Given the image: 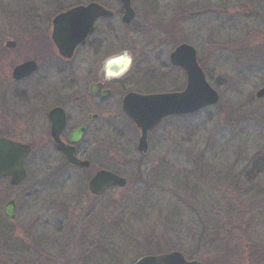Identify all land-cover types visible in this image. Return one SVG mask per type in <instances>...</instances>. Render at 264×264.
<instances>
[{
  "label": "rangeland",
  "instance_id": "obj_1",
  "mask_svg": "<svg viewBox=\"0 0 264 264\" xmlns=\"http://www.w3.org/2000/svg\"><path fill=\"white\" fill-rule=\"evenodd\" d=\"M63 2L0 0V9H42L45 3ZM131 4L135 20L151 25L167 27L184 14L176 24L181 33L175 42L183 34L195 50L218 102L193 115L166 119L149 135L145 155L123 116L100 131L95 125L87 139L93 140L88 160L110 164L127 181L123 189L97 199L89 195V177L65 167L43 142L38 116L16 123L17 139L34 149L19 190L0 184V264H133L174 251L203 264H264V97L255 98L264 85V0ZM12 19L19 30L23 18ZM136 35L125 38L135 58L127 90L147 94L165 89L153 79L172 47L159 32L148 41ZM22 58L16 50L14 61ZM14 109L16 118L27 114L29 106L16 103ZM12 196L19 204L14 221L2 214ZM56 217L61 223L54 222Z\"/></svg>",
  "mask_w": 264,
  "mask_h": 264
},
{
  "label": "flooded vegetation",
  "instance_id": "obj_2",
  "mask_svg": "<svg viewBox=\"0 0 264 264\" xmlns=\"http://www.w3.org/2000/svg\"><path fill=\"white\" fill-rule=\"evenodd\" d=\"M91 4L98 5L109 15L95 18L83 43L73 49L71 58H63L54 39L66 38L70 28L64 23L55 28L54 20L73 9L86 8ZM44 6L42 9L22 6L0 9V139L28 145L32 152L33 145L17 139L16 123L24 124L27 120L31 122L30 117L38 116L41 120L38 132L44 138L43 142L51 145L65 167L83 172L89 177V181L100 170L112 172L110 164L96 166L88 160L93 140L89 143L87 139L95 134V125L100 131V128H108L115 117L122 119L123 116L127 120L122 111L123 99L130 93L146 95L127 90L126 87L132 80L135 60L132 48L125 44L127 33L137 34L140 39L144 37L148 41L154 39L159 32L161 38L167 40L172 47L166 56L167 63L159 61L162 71L153 79L165 86V89L147 94L179 93L185 87L186 76L182 68L171 63L170 55L178 46L188 45L183 40V34V39L175 42L181 33L176 24L184 19V14L182 17H173L166 27L162 23L151 25V22L136 21L137 12L132 4L133 18L128 24L124 23V9L118 0L115 4L103 0H66L63 3H45ZM12 17H16L18 21L23 18L24 23L19 26V30L13 28L15 23ZM9 43H13V47H9ZM16 50L23 54L20 61H14ZM23 64L30 65L28 72L15 78L14 70ZM177 82L180 84L179 88L169 89L166 86ZM16 103L28 105L27 114H20L15 118ZM132 128L138 135L135 127ZM20 132H25V129L22 128ZM55 133L63 145L73 149L76 159L87 161L89 165L80 169L68 165L64 156L56 150L52 138ZM71 139L75 142L71 143ZM24 171L25 178L21 184L11 186L9 179L5 177H0V184L9 190H19L28 178L26 162ZM112 189L96 196L91 195V198H101ZM8 204L11 205V218L4 215ZM18 207L16 197L7 198L2 209L3 216L14 221L18 217ZM54 222L61 223L57 217ZM19 229L22 228L16 227L14 231ZM44 234L45 232L39 238Z\"/></svg>",
  "mask_w": 264,
  "mask_h": 264
},
{
  "label": "water",
  "instance_id": "obj_3",
  "mask_svg": "<svg viewBox=\"0 0 264 264\" xmlns=\"http://www.w3.org/2000/svg\"><path fill=\"white\" fill-rule=\"evenodd\" d=\"M124 9L123 22L128 24L133 18L130 0H118ZM96 4H91L86 8H76L72 11L58 16L55 21V28L58 24L64 23L69 26L70 32L66 38L54 39L59 54L66 59L71 58L73 49L83 43L91 31V26L95 18L108 16ZM9 43V47H13ZM173 65L181 67L186 74V87L180 93L160 94V95H138L128 94L122 101V110L129 121L135 126L139 133L137 150L145 155L147 153V137L160 121L167 116H178L193 114L201 109L210 107L217 103V93L207 84L204 75L196 62V54L192 47L188 45L178 46L170 55ZM29 64L18 66L14 70V77H22L29 70ZM264 97V85L255 94L256 99ZM56 144V149L65 158V161L77 168H85L89 164L87 161L77 160L73 156V149L66 147L58 139V134H52ZM71 143L75 141L70 140ZM30 148L9 140L0 139V177H8L11 185H18L24 179L25 173L23 162ZM264 155V149L262 150ZM126 185L124 178L101 170L88 182V191L91 195H98L110 187L123 188ZM8 204L4 214L11 218V205ZM134 264H202L197 261H186L178 252L145 256L137 260Z\"/></svg>",
  "mask_w": 264,
  "mask_h": 264
}]
</instances>
